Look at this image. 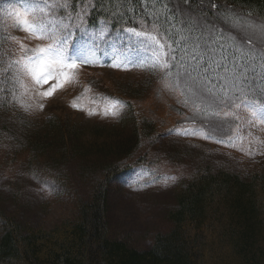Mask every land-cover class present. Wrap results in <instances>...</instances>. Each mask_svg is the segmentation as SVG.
Returning a JSON list of instances; mask_svg holds the SVG:
<instances>
[{
	"label": "rangeland",
	"instance_id": "1",
	"mask_svg": "<svg viewBox=\"0 0 264 264\" xmlns=\"http://www.w3.org/2000/svg\"><path fill=\"white\" fill-rule=\"evenodd\" d=\"M31 3L0 0V47L10 55L6 59L0 50V92L13 94L19 110L34 122L47 121L55 114L82 122L90 129L107 128L131 117L136 122L144 119L145 126H149L139 149L127 159L130 170L109 183L108 220L113 238L138 250L149 249L156 233H167L172 227L168 213L176 206V191L202 165L242 179L263 171L264 104L242 98L241 90H231L230 99L219 84L225 79L233 87L236 81L232 78L235 68L227 56L231 45L218 29L225 26H215V31L205 26L202 40L193 45L186 31H179L176 39L169 40L154 27L135 29L144 33L141 37L128 28L119 32L103 25L89 29L82 16L65 15L64 8H54L48 16L49 31L58 37L67 36L65 56L75 60L76 67L65 69L66 76L37 85L22 69V58L31 53L22 51L21 44L32 49L51 41L37 40L18 29L17 18L24 16ZM244 24L233 32L253 37L256 46L252 51L264 56V28L251 29ZM149 36H156L165 47L149 40ZM237 45L245 47L243 41ZM263 56L260 58L264 60ZM240 64L235 60L233 67ZM53 85L57 87L50 96L41 95ZM206 89H211L215 98ZM16 118L12 117L13 125L22 121ZM24 121L30 124V120ZM15 152L8 139L0 140V186L7 189L8 183H20L28 187L38 206L32 207L36 210L32 213L25 211V216L44 228L64 219L74 220L77 199H89L90 183L81 169H68L69 184L62 191L52 178L39 173L27 175L24 169H18L25 154H18L12 161L10 156ZM5 154H9L6 159ZM40 204L45 207L40 208Z\"/></svg>",
	"mask_w": 264,
	"mask_h": 264
},
{
	"label": "trees",
	"instance_id": "2",
	"mask_svg": "<svg viewBox=\"0 0 264 264\" xmlns=\"http://www.w3.org/2000/svg\"><path fill=\"white\" fill-rule=\"evenodd\" d=\"M78 1L82 0H71ZM88 4L87 22L92 24L97 17L115 21L122 15H141L145 20L162 17L167 20L165 35L176 39L178 26L193 45L202 40L205 26L214 31L213 26H225L218 29L228 45L234 44L235 34L245 38L244 55L250 50L249 57H243L249 62L246 73L235 68L232 74L237 78L235 83L242 84L240 96L264 104V88H260L264 68L254 70L263 55L252 57L254 38L233 32L243 22L251 29L264 28V0H89ZM173 9L187 11L176 10L173 15ZM2 54L6 59L10 56L6 51ZM240 55L233 50L227 53L234 61H239ZM240 63L244 65V61ZM12 95L6 90L0 92V140L8 139L14 145L12 161L25 154V162L23 159L18 169L27 175L50 177L64 191L69 184L67 171L73 166L81 169L90 190L87 201L77 199L74 220L64 219L44 228L25 216V211L32 213L36 211L32 207L38 206L27 186H0V264H264V167L261 173L242 179L222 169L213 172L200 166L197 174L176 191V206L168 213L171 229L156 233L149 249L138 250L110 233L109 183L129 170L127 159L147 135L146 120L136 122L131 117L107 128L92 129L55 114L47 121L34 122L19 110ZM13 116L22 120L19 125L12 124Z\"/></svg>",
	"mask_w": 264,
	"mask_h": 264
},
{
	"label": "snow or ice",
	"instance_id": "3",
	"mask_svg": "<svg viewBox=\"0 0 264 264\" xmlns=\"http://www.w3.org/2000/svg\"><path fill=\"white\" fill-rule=\"evenodd\" d=\"M125 2H127V0H125ZM133 2H136V0H133ZM189 2H193V0H189ZM67 7V2L64 4H49L48 0H32V3L26 8L24 16H18L17 18L19 30L29 33L32 38L37 40H43L46 38L51 41L47 46H41L38 44L32 49H27L21 44L22 51L31 53L22 58L24 61L22 69L37 85L41 83L47 84L49 80L58 79L59 76H66L65 69L76 67V61L72 60L70 56H65L67 36L58 37L55 32H50L48 28V24L50 23L48 16L51 10L54 8ZM176 10H180L181 12L187 11V9H173V15H175ZM28 16H32L33 19L30 21L27 19ZM129 32L137 37L144 35L143 32L136 31L134 28L129 29ZM147 38L154 43L160 44V41L157 40L156 36H149ZM160 47L163 48L165 45L160 44ZM168 47L170 48L171 46L169 45ZM239 50L238 47L237 51ZM204 55H207V53L205 52ZM222 59H226V57H222ZM70 60L72 62L67 63V61ZM17 63H20V61H17ZM209 66H211V64ZM56 87L57 85H53L50 91L41 93V95L50 96L52 92L55 91ZM206 91L211 93V89H206ZM211 95L215 98V93H211ZM238 106L239 105H237V107ZM261 118H264V112L261 113Z\"/></svg>",
	"mask_w": 264,
	"mask_h": 264
},
{
	"label": "bare ground",
	"instance_id": "4",
	"mask_svg": "<svg viewBox=\"0 0 264 264\" xmlns=\"http://www.w3.org/2000/svg\"><path fill=\"white\" fill-rule=\"evenodd\" d=\"M224 256V255H223Z\"/></svg>",
	"mask_w": 264,
	"mask_h": 264
}]
</instances>
